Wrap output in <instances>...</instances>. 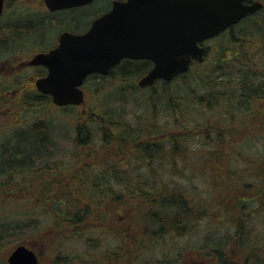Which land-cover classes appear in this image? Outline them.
Here are the masks:
<instances>
[{
  "label": "rangeland",
  "instance_id": "rangeland-1",
  "mask_svg": "<svg viewBox=\"0 0 264 264\" xmlns=\"http://www.w3.org/2000/svg\"><path fill=\"white\" fill-rule=\"evenodd\" d=\"M40 5V0H5V11L0 19V41L4 42L1 43L2 46L0 45V138L15 123L23 125L34 120H43L51 126L50 135L51 139L56 143V147L52 145L46 146L45 162L41 163L36 160L27 169L23 177L18 178L20 183L14 182L10 186L0 185V194L2 197L5 196L7 200L5 203L0 202V218L6 217V215H16L24 212V209L29 210L31 208L29 205L24 206V200L27 199V193L24 187L29 189V194L36 196L38 194L36 190H38L39 177H44L48 180L54 177L57 182H61V184L56 183L55 190L47 195L56 197L60 193V190H63L65 193L70 191L67 189L68 186L65 183L75 176L76 181L82 182H75L76 187L81 186L80 192L88 200L93 201L96 199L99 202L101 206L98 207L100 208L99 215L101 217H105L106 215L110 216L106 219H101L100 216L98 218L96 215L94 220H90L89 223L96 232V238L93 237L95 240L92 242L88 237L82 236V241L79 243L73 241L76 245L73 249L84 256L85 264H116L118 257L113 255V252L114 247L119 241L117 236L123 234L125 237L131 235L137 237V235L140 236L143 229L139 226L140 214H137L138 212L124 213L128 209H134L132 206L141 201V199L136 198L138 196L137 188L141 187L142 181L146 178L137 179L140 184L134 183L136 182L135 178L153 176L150 183L154 184L155 187H160L162 184L178 185L185 183L187 185H193L195 189L193 191L194 195L204 201L205 209L210 211L211 218H208L209 222L207 223L204 222V219L201 223L198 221L196 225L199 223L200 227L197 226L194 232L188 236L177 237L169 235L160 237L157 240L158 242H151L150 249L147 250V258L152 257L158 260L162 258V255H169L171 258H174V264H220L216 256V251L212 249V246L220 243L221 248L219 251L226 260V263L263 264L264 262H258V258L256 260V256L258 255L262 257L261 260L264 259L263 210L259 211L257 209L252 214L250 213L249 216L246 214L248 217H242L240 223L244 225L243 230L241 227L240 231L246 233H243L242 241L235 237V230L232 227L230 228L232 222H224L225 226L220 223H218V226L214 224L212 213L215 215L216 212H223L225 208L229 210L231 206L230 202H232V196L234 195L232 192L219 191V186L226 189L231 188L232 181L230 179H226L223 182L220 181L221 184L214 187L217 184L215 183L217 179L215 180L214 174L218 172L221 162H224L221 158L213 162L211 169L214 170L211 171V176H209L210 172H207V174L202 172L203 169L208 168V165L205 163V155H197V153H191V151L186 155H180L182 161L170 160L165 164L158 163L153 167L151 172L149 171L150 169L145 170L143 167H140L139 163L133 162L127 165L130 169L121 168L111 171L110 167H106L105 163L107 162L108 155L111 154L114 157L117 153L114 138L112 148L104 144V139L110 138L112 132L117 133L118 131L122 132V130L133 131L138 123L144 122H146L145 126L147 127L151 125L150 121L156 122L157 128H153V130L158 131V127H165L172 122L170 113H173V111L170 112L168 108L166 109L163 100L164 97L162 96L163 93L164 95H173L174 92L178 91V93L183 95L189 90L194 99L204 94L205 89L198 82V77H204L208 72L214 71L220 55L226 58V54L231 52L232 40H235L236 33L241 28L244 29V25H238L235 30H232V33L230 32L227 35L205 43V47H208L206 60L202 66L200 65L201 67H195L196 69L187 76L185 81L189 82V84L185 90L179 86L177 87L173 83L167 87L164 86V83H158L148 88V90L139 89L135 93L130 92L133 87L137 86V81L140 78L138 73L134 78L136 84L129 86H123L125 85L123 83L118 84L110 81H98L96 79L86 82L82 87L84 91V102L78 107L69 106L59 108L53 105L51 101H44L34 104L31 108L28 107L29 111H24L22 110V104L34 102L32 100H25L27 94L32 95V91L28 89L30 86L35 88V79L41 75L40 69L29 68L27 66L34 55L33 49L41 44V41L31 39L32 36L23 39V41H16V39L11 40L12 36H10L7 37L9 38V42L7 43L8 39L6 36L10 32L6 31L4 26L14 19L16 20L18 17L33 14L40 9ZM99 8L96 2L92 6L87 7L84 11H87L88 18L83 17L78 26L83 28L86 22L99 11ZM261 18L262 16L259 14L248 20L253 22L254 19L260 20ZM21 20L22 18H20ZM60 23H63V20L52 21L50 23L52 24L50 30L52 31L54 28H57ZM249 26L251 27V24L246 28ZM248 40L243 41L244 48L248 47L249 44L257 45L259 37L253 38L249 35ZM31 44H34V46L26 47V45ZM214 74L215 71L213 76ZM18 85H20V88L25 89L27 93L20 94L18 92L19 88L16 89L15 87ZM10 92L16 93L13 94ZM149 95L154 96L152 102L146 99ZM4 103L9 105L8 108H4ZM221 104L220 107H216L212 112H206L207 110L203 107H199L198 111L201 115L198 122H206L205 118L208 116H213L214 118L221 117L222 115L220 114L226 113L224 110L225 107ZM108 112H112V119L116 123L115 127L109 128L104 121L103 114ZM100 117H103V119ZM209 120H212V118ZM81 125H85L86 127L87 132L83 137L87 142L76 147L75 131L76 127ZM161 131L164 130L162 129ZM261 144L263 142L260 140L256 144L249 143V146L255 145V148H263L264 146ZM196 147V144H192L191 149H195ZM242 151L246 155L247 149L243 148ZM218 155L221 157L220 154ZM245 160H247L246 157ZM245 160L243 158L233 159L228 165V170L237 175L234 183H237L238 179L244 182L243 188L239 189L245 190L243 196L251 198L255 197L253 187L256 188L257 186V182L252 180L254 176L264 171V160L254 161V156H249V159L247 161ZM147 162L142 160L141 164L147 165ZM76 166L80 167L78 171L74 169ZM193 167L198 168L199 171H194L195 173H193ZM106 172L107 175L103 176L106 177L103 180L104 184L97 185L96 179L100 178L102 180L101 177ZM205 175H207V178ZM113 177H116L117 181L113 180ZM118 182L120 184H116ZM209 183L214 185L211 186ZM118 195L122 196L121 200L113 201ZM63 196L66 195L63 194ZM15 200H18L19 202L17 203H22L23 206L16 204ZM69 203L73 202L69 200ZM84 203L81 202L79 206L81 208L83 205L87 207L88 203ZM219 203H222V208H218L217 205ZM258 203L261 207L262 202L259 200ZM46 204L51 213H53L51 203L46 201ZM255 205L254 201L251 200L249 207L254 208ZM104 206L108 208H104ZM113 206L114 209L112 211L111 207ZM92 208L89 207V212ZM116 214L124 216L119 218L115 216ZM112 215L113 217H111ZM51 216L52 214L43 215L40 213L35 223L37 232L19 234L14 239L0 242V264H7V258L10 252L18 245H25L32 249L36 253L40 264H63L62 260L56 261V256H54L55 254L51 250L52 248L48 246V241L51 238L48 222ZM217 217H219V214ZM240 218L238 217V223ZM206 245H209L211 248L206 247ZM61 253L64 256L68 254V251L62 248ZM100 253L102 255L101 258ZM249 253L256 256L250 257ZM249 258H252L251 261H256V263L250 262Z\"/></svg>",
  "mask_w": 264,
  "mask_h": 264
},
{
  "label": "trees",
  "instance_id": "trees-1",
  "mask_svg": "<svg viewBox=\"0 0 264 264\" xmlns=\"http://www.w3.org/2000/svg\"><path fill=\"white\" fill-rule=\"evenodd\" d=\"M261 16L260 20L254 19L251 22L247 19L239 24L244 25V29L241 28L236 33L237 35L234 34L236 35L235 40H232L231 52L226 54V58L223 55L219 56L218 64L214 70L216 75L213 76L214 71H210L204 77H198V82L205 89L204 94L195 99L189 90L183 95L178 91L174 92L173 95L162 94L166 109L168 108L170 112L173 111V113L168 112L172 117L170 124L165 127H158V131H154L153 128H157L156 122L150 121V127L145 126L146 122L138 123L133 131L112 132L110 138L104 139V144L111 148L114 143L113 138L115 139L117 153L114 157L111 154L108 155L107 162H105L106 167H110L111 171L121 168L130 169L127 165L133 162L139 163L140 167L145 170L150 169L151 172L158 163L165 164L170 160H181V154L186 155L191 151V153L195 152L197 155H205V163L208 168L203 169L202 172L205 174L210 172L209 176H211V171L214 170L211 169L213 162L221 158L224 162H221L218 172L214 174L215 180L217 179L215 183L218 184L214 187L219 186L224 180L230 179L232 181L231 188L226 189L219 186V191L232 192L234 195L229 210L225 208L223 212H216V216L212 213L213 221L214 224H217L216 226L219 225L218 223L225 226L224 222H232L230 228L232 227L235 230V237L241 239V241L243 240V233H245L240 231L241 227L243 230L244 225L240 223L242 217H248L250 213L252 214L257 209L264 212V171L254 176L252 180L257 182L256 188L253 187L255 197L246 198L243 196L245 190H239L243 188L244 182L238 179V182L234 183L237 175L228 170V165L235 158L245 160L246 157L248 160L249 156H254V161L264 160V147L249 146V143L256 144L260 140L263 142L261 145L264 146V11ZM249 24H251V27L246 28ZM249 35L253 38L259 37L258 44H249L248 47L244 48L243 41H249ZM200 65L191 67L186 73L165 82L164 86L167 87L173 83L185 90L189 84L185 79L196 69L195 67H201ZM125 69H127L128 74H132L137 73L140 68L130 64ZM15 87L16 89L19 88L18 92L20 94L27 93L25 89L20 88V85ZM139 89L135 86L130 92L135 93ZM28 90L32 91V95L27 94L25 100L34 102L27 103L28 105L22 104V110L29 111L28 107L31 108L36 103L50 102V98L38 93L34 87L30 86ZM10 93L15 94L16 92ZM152 95L146 98L149 102L154 99ZM6 103L3 105L4 108L9 106ZM220 103L225 107L226 113L220 114L222 116L218 118L208 116L205 118L206 122L204 123L198 122L201 115L198 111L199 107H203L207 110L206 112H212L216 107H220ZM195 107L196 109H194ZM103 116L109 128L116 126L112 119V112L103 114ZM100 118L103 119V117ZM211 118L212 120H209ZM162 129L164 131H161ZM50 131L51 126L43 120H34L23 125L15 123L9 127L8 132L0 138V185L10 186L14 182L20 183L18 178H22L36 160L41 163L45 162L47 152L45 147L49 145L56 147V143L51 139ZM75 132L76 147L85 144L87 142L83 137L87 132L85 125L77 126ZM192 144H196L197 147L191 149ZM243 148L247 149L246 155L243 154ZM250 153L251 155H249ZM142 160L149 162H147V165H142ZM79 168V166H76L74 169L78 171ZM194 171L199 170L193 167L192 172L195 173ZM106 175L107 172L102 175V180L100 178L96 179L97 185L104 184L103 180L106 177L103 176ZM205 176L207 178V175ZM139 178H146L142 181L141 187L137 188L138 196L136 198L141 199V201L132 206L134 209H128L124 213L138 212L137 214H140L139 226L143 229L140 236L137 235V237H134V235L125 237L123 234L117 236L119 241L113 252V255L118 257L116 264H172L174 258L169 255H162V258L158 260L152 257L147 258V250L150 249L151 242H158L157 240L160 237L169 235L188 236L194 232L197 226L200 227L199 223L203 219L205 223L209 222L208 218L211 213L205 209L204 201L194 195L193 185L185 183L178 185L162 184L160 187H155L154 184L150 183L153 176L136 177L135 184H140L137 180ZM75 179L74 176L65 183L68 186L67 189L70 190L69 192L65 193L60 190L56 197L47 196L55 190L56 183L61 184L54 177L49 180L39 177L38 190H36L38 194L36 196L29 194V189L24 187L27 193L24 206L29 205L31 208L29 210L24 209V212L16 215H6V217L0 218V242L14 239L19 234L37 232L35 223L40 213L43 215L52 214L48 222L51 237L48 246L52 248L56 261L62 260L63 264H85L84 256L73 249L76 247L73 241L79 243L82 241V236L88 237L92 242L95 240L93 237L96 238V232L92 229L89 221L94 220L96 215L99 218L100 208L98 207L101 206L96 199L93 201L88 200L80 192L81 186L76 187L75 182L79 181ZM113 180L117 181L116 177H113ZM210 185L213 186L214 184ZM63 194L66 196H63ZM121 198L122 196L118 195L113 201L121 200ZM0 199L2 203L7 201L5 196L2 197L1 194ZM69 200L73 203H69ZM251 200L256 204L254 208L249 207ZM259 200L262 202L261 207L258 203ZM46 201L51 203L53 213L48 209ZM15 202L23 206L22 203H17L18 200H15ZM81 202L83 204H85L84 202L88 203V206L84 207L83 205L81 208L79 206ZM221 204L217 205L218 208L223 207ZM89 207L92 208L90 212ZM104 208L108 207L104 206ZM111 208L113 211L114 206ZM218 214L219 217H217ZM108 216L110 215L100 217L106 219ZM115 216L122 218L124 215L116 214ZM238 217H241L239 219L240 224L238 223ZM198 221L199 223L196 225ZM114 237L116 236L114 235ZM206 247L211 248L209 245H206ZM62 248L68 251L67 255H62ZM220 248V243L212 246V249L216 251L220 264H230L226 263L222 254H220ZM249 256L255 257L256 255L249 253ZM259 257V255L256 256V260L258 258V262L263 263L264 259L261 260L262 257ZM251 260L252 258H249L250 262L256 263V261Z\"/></svg>",
  "mask_w": 264,
  "mask_h": 264
},
{
  "label": "water",
  "instance_id": "water-1",
  "mask_svg": "<svg viewBox=\"0 0 264 264\" xmlns=\"http://www.w3.org/2000/svg\"><path fill=\"white\" fill-rule=\"evenodd\" d=\"M50 8L86 5L92 0H45ZM246 0H126L95 20L86 34H64L59 46L36 55L31 65L48 73L36 81V89L51 97L57 107L84 102L81 86L91 74H104L122 58L147 59L154 66L139 87L157 80L170 81L186 73L191 62L202 63L205 49L199 46L238 23L262 5L246 6ZM3 0H0V15ZM7 264H40L36 253L16 246Z\"/></svg>",
  "mask_w": 264,
  "mask_h": 264
},
{
  "label": "flooded vegetation",
  "instance_id": "flooded-vegetation-1",
  "mask_svg": "<svg viewBox=\"0 0 264 264\" xmlns=\"http://www.w3.org/2000/svg\"><path fill=\"white\" fill-rule=\"evenodd\" d=\"M95 2H96L97 7H100L99 11L95 15H93L89 19V21L86 22L83 28H80V26H78V24L80 23V20L83 17L88 18L87 11H84V10L89 6H92ZM125 2L126 0H93L90 4H87V5L53 9L47 5L45 0H40L41 5L39 7L40 9L38 8L39 10L35 11L31 15L18 17L16 20L14 19L12 20V22L4 26L5 30L10 32L8 36H6V38L12 36L11 40L16 39V41H19V40L23 41V39H26L27 37L32 36L31 39L41 41V44H39L37 47L33 49L34 55L32 56V58L30 59L27 65L29 68H38L41 70V75L35 79V82H34V85H35L37 80L44 78L48 73L47 69L43 66L31 65V61L36 55L48 54L51 51L55 50L59 46L61 36H63L64 34H70L73 36H82L86 34L95 20L100 19L106 14H108L109 12H111L116 4L117 5L123 4ZM254 3H260L262 7L256 12H254L253 14L247 15L245 18L240 20L238 23L228 27L225 31H223L218 36L210 40H214L218 37L229 34L236 26H238L245 20L253 18L261 14L264 11V0H246L243 4L246 6H252ZM4 11H5V0H3V9L0 15V19ZM20 18H22L21 21H20ZM54 20L56 21L63 20V23L58 24V27L54 28L51 31L50 29L52 27V24L50 23ZM56 36H57V39L55 40ZM7 39L6 40L8 43L9 38ZM210 40L203 41L202 43L199 44V46L204 47L205 56L208 53V47H205V43ZM1 43H4V42L0 41V45L2 46ZM33 46L34 44L26 45V47H33ZM130 64L132 66H138V68H140L137 71V73H132V74L127 73V69L125 68H128ZM196 65H200V64L196 62H191V64L189 65V69ZM153 66L154 64L150 60H147V59L122 58L119 60V62H117V64H115L113 67H111L108 70L106 75L104 74L89 75L85 78L84 84L92 79H96L98 81H110V82H114L118 84L123 83L125 84L123 86H129L132 84L133 85L136 84L134 82V78L136 77V74L139 73L140 78L137 81V86H138L139 81L147 75V73L153 68ZM158 83L163 84L165 83V81L157 80L151 86L145 89H148L154 85H157ZM41 95L50 98L47 95H44V94H41ZM49 100L51 101V99Z\"/></svg>",
  "mask_w": 264,
  "mask_h": 264
}]
</instances>
